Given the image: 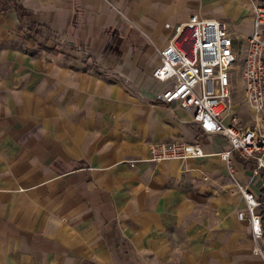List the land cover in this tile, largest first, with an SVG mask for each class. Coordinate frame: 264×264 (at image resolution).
<instances>
[{
    "label": "crops",
    "instance_id": "obj_1",
    "mask_svg": "<svg viewBox=\"0 0 264 264\" xmlns=\"http://www.w3.org/2000/svg\"><path fill=\"white\" fill-rule=\"evenodd\" d=\"M250 1L0 0V264H264L223 140L149 76L164 23L212 17L235 41ZM194 139L202 157L147 161L150 143Z\"/></svg>",
    "mask_w": 264,
    "mask_h": 264
},
{
    "label": "built area",
    "instance_id": "obj_2",
    "mask_svg": "<svg viewBox=\"0 0 264 264\" xmlns=\"http://www.w3.org/2000/svg\"><path fill=\"white\" fill-rule=\"evenodd\" d=\"M250 11V31L239 71L242 101L251 116L249 125H240L230 112L229 75L235 63V43L225 24L215 18L195 13L181 23H164L169 34L157 50L158 62L149 76L161 85L156 101L185 111L198 136L216 135L223 140L215 154L243 201V209L235 217L246 220L251 253L264 262V0H251ZM25 31L30 34L34 29L29 26ZM147 149L149 162L204 155L197 139L150 143ZM232 156L248 166L249 179L258 181L257 194L234 177Z\"/></svg>",
    "mask_w": 264,
    "mask_h": 264
},
{
    "label": "rangeland",
    "instance_id": "obj_3",
    "mask_svg": "<svg viewBox=\"0 0 264 264\" xmlns=\"http://www.w3.org/2000/svg\"><path fill=\"white\" fill-rule=\"evenodd\" d=\"M235 63L232 67L230 78V112L235 113V116L240 125H249L250 123V113L245 108L242 101V88H241V78H240V68L243 60V48L245 43V37L238 36L235 38Z\"/></svg>",
    "mask_w": 264,
    "mask_h": 264
},
{
    "label": "trees",
    "instance_id": "obj_4",
    "mask_svg": "<svg viewBox=\"0 0 264 264\" xmlns=\"http://www.w3.org/2000/svg\"><path fill=\"white\" fill-rule=\"evenodd\" d=\"M6 2L11 3L12 0H6ZM261 225H262L263 233H264V218L262 219V223H261Z\"/></svg>",
    "mask_w": 264,
    "mask_h": 264
}]
</instances>
